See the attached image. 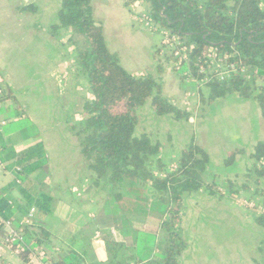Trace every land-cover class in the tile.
Masks as SVG:
<instances>
[{"label":"trees","instance_id":"obj_1","mask_svg":"<svg viewBox=\"0 0 264 264\" xmlns=\"http://www.w3.org/2000/svg\"><path fill=\"white\" fill-rule=\"evenodd\" d=\"M123 2L129 9L147 3L150 22L178 38L173 45L181 55L171 58L176 63L173 71L179 74L182 87L193 81L192 85L199 90L207 89L202 100L209 105L233 94L244 100L254 99L264 119V0ZM36 8L29 5L23 11L36 12ZM58 19V25L50 30L53 38L61 39V32L67 30L73 36L64 41L65 45L77 47V37L86 42L85 49L77 47L80 51L74 73L76 78L87 81L91 100L85 105L83 121L72 127V131L95 183H104L109 194L105 212L122 236L118 240L110 231L102 236L107 260L97 264H182V255L188 247L182 229L186 197L203 194L219 200H235L240 191L249 192L251 185H239L230 177L212 173L211 157L195 137L183 149L174 168L164 164L162 145L153 142L150 134L138 133L139 112L150 103L153 112L162 118L190 121L193 113L179 107L154 75L138 77L122 66L118 56L110 51L103 26L94 18L93 0H62ZM213 50L220 57H228L229 63L246 67L247 73L205 83L199 69L204 53ZM156 69L159 75L164 73L161 65ZM0 92V103L17 102L1 74ZM185 92L188 94V90ZM4 150L0 163L3 169L14 173L15 184L0 193V232H3L2 220H11L17 228H22L31 210H36L31 225L24 226L28 247H22L18 254L23 263L29 264L32 251L52 243V233L35 222L37 213L52 212L53 199L46 193L45 184L50 161L43 142L20 153L13 147ZM119 150L124 152L123 157L114 154ZM245 154V149L229 152L224 166L232 167ZM250 158L254 165L248 174L257 187L254 194L262 199L256 201L258 207L264 205L260 192L264 182V141L257 144ZM36 174L40 177L37 186L31 182ZM14 188L22 199L11 195ZM146 188L151 190L152 197L145 194ZM129 199L135 202L132 204ZM129 211L139 218L138 223L130 218ZM255 222L264 229V216H257ZM148 225L156 227L153 233L148 232ZM165 233L167 239L163 242ZM63 244L68 250L57 251L49 259L50 264H83L91 255L79 234Z\"/></svg>","mask_w":264,"mask_h":264},{"label":"crops","instance_id":"obj_2","mask_svg":"<svg viewBox=\"0 0 264 264\" xmlns=\"http://www.w3.org/2000/svg\"><path fill=\"white\" fill-rule=\"evenodd\" d=\"M111 1L113 0H109L110 3ZM114 2L124 5L123 0H114ZM37 9L40 10L39 7ZM12 27H17L18 29L12 30ZM22 28L23 22L21 20L10 22L9 18H6V21H0V74L4 83L12 90L17 100V102L11 100L0 103V156L4 155L5 147H13L17 153H20L40 142L44 143L50 161L46 168L47 174H45L47 178L45 184L47 186L46 193L53 199L52 212L44 214L51 217L48 223L44 219L39 220V213H37L35 222L55 233L51 232L52 243L44 248L51 252V257H55L57 251L68 250L63 242L65 243L68 239L70 240L79 234L84 238V242L91 250V255L86 258L83 264L103 263L107 260L103 235L97 234L98 230H95L96 234H85L84 226L90 220H97V226L101 230L102 226L109 222L110 224L108 225L110 226L107 230L118 240H122V236L119 229L116 228L117 225L112 223V219L107 216L108 214L104 209L108 200V192L102 184H93L92 174L88 170L87 163L82 158L79 142L75 132L72 131V127L83 121L85 105L91 100L87 81L83 78L78 79L75 77L74 66L78 58L74 55L73 58L64 63L69 52H72V55L76 54L72 46L64 44V41L71 37L73 33L72 31L63 30L61 39H58L49 35L48 31L49 34L46 35L45 45H43L41 40L39 41L37 37L28 36L25 28ZM28 37H31L29 42ZM28 46L34 51L29 55V58L32 59L30 64L26 63ZM32 70L34 71L31 72ZM167 90L165 91L166 94ZM179 90L180 88L178 92L181 94L182 92ZM258 111L259 132L256 133L253 129H250L251 118L246 117L248 128L246 131L243 130L246 144L245 146L237 145L238 149H245L246 151L244 156L238 158V162H243L244 170L246 168L250 170L253 167L254 161L250 156L253 154L257 144L264 141V119L260 107ZM62 123L63 127L60 128ZM140 128L141 125L138 133H140ZM60 133H62V137ZM141 133L147 132L142 131ZM62 139H68L69 148L63 149L59 146ZM208 139L207 141L204 140L203 145L199 143L201 141L199 138L197 142L209 153V148L205 144L208 143ZM152 140L155 143H159L154 140L153 136ZM163 147L162 145V149ZM54 150L56 151L54 152ZM179 156L180 153L175 155L176 159L174 163L170 164V168L175 167V162L179 159ZM238 171L226 174L228 176L225 177L233 179ZM39 181L40 177L38 174L31 177V182L36 184L35 186L38 185ZM14 184V173L3 169L0 163V193L2 194L6 188ZM12 190L11 195L14 198L22 199L17 188ZM206 196L203 194L190 195L185 199L186 214L183 219L182 229L183 237L188 247L182 255V264H199V261L202 262L203 260L206 261L205 264H217L216 256L210 259L209 256L200 258L198 255H193L190 260L187 259L192 247L196 245V237L197 239L202 238L200 240L201 247L204 245L210 247L211 244L209 238L206 237L205 231L210 232L209 219L211 214L219 212L225 213L226 217H231L233 220L243 219V225L249 223L246 225L249 238L257 233L260 236L264 232L263 228L257 226L254 218L245 219L235 215L234 200L229 199L232 203L228 206L226 203L227 198L219 200L218 198ZM129 201L132 204L135 202L133 199H129ZM201 201L210 205V211L213 210L211 214L210 212L203 213L198 209ZM132 207L133 205L129 208L132 209ZM190 208L194 210L189 211ZM129 212L131 214L130 218L138 223L139 218L132 211ZM194 214L197 216L196 222H193L194 218L192 216ZM250 219H252L251 222ZM95 228L97 229V227ZM149 229L148 232L153 233L156 227L153 229L150 226ZM239 229L243 231L242 227H239ZM32 231H36V228H33ZM144 231L147 232L146 227H144ZM241 237H243V233ZM238 242H240V239ZM234 243V235L229 234L227 245H231V255L228 253L226 259L221 255L222 261L225 260L226 264H235L236 250ZM262 243L263 241H261L259 246L252 247V252L261 254V257H256L253 254L255 257L250 258L253 264H264V246ZM208 251L212 250L209 249ZM193 258H199L198 263L192 261ZM29 260V264H44L37 257L30 256ZM0 264L25 263L22 262L18 253L13 249L0 244Z\"/></svg>","mask_w":264,"mask_h":264},{"label":"rangeland","instance_id":"obj_3","mask_svg":"<svg viewBox=\"0 0 264 264\" xmlns=\"http://www.w3.org/2000/svg\"><path fill=\"white\" fill-rule=\"evenodd\" d=\"M30 4L39 7L40 10L36 8V12L23 11V9ZM61 6L62 0H0V21H6V18H9L10 22L21 20L23 22L22 29L25 28L27 35L33 38L37 37V39L39 41L41 40L42 44L45 45L46 35L50 33L53 26L59 23L58 16ZM93 7L94 18L96 22L100 23L104 28L110 51L118 56L122 66L129 73L138 77L143 74L154 75L156 79L164 84L165 91L167 89L169 90V92L167 90V94L172 97L179 107L186 108L193 113V117L190 121H175L169 117L162 118L157 116L151 109V104L148 103L139 112L141 120L139 132L146 131L150 133L155 141L164 146L161 157L164 164L168 167H170L171 163H174L176 159L175 155L180 153L181 156V150L190 142L191 138H199L201 140L199 142L201 145H203L204 140L207 141V138H209L208 143L205 144L207 148H209L211 156L210 171L214 174L221 175L223 178L228 176L226 174L241 170L236 173L237 175L233 180L239 185L247 184L251 185V187H249V192L243 193L240 191L238 199L234 200L235 203L233 202V206L235 207L234 212L235 215L240 218H254L255 221V218L260 216V209L259 207L254 208L251 204L249 205L250 201H248V199L251 198L250 200H254L255 202L262 201V199L254 194L257 187L251 183L252 177L248 174L249 170L247 168L244 170L243 162H238V160V163L236 162L229 168H226L223 163L226 159V155L235 150L237 145L245 146L246 143L244 142L245 136L243 135V130L246 131L248 128V120L246 117L251 118L250 129H253L256 133L259 132L258 103L254 99L244 100L237 94H233L226 99L219 100L209 105L202 100V94L207 95V89L201 88V90H199L198 87L192 85L194 83L193 81L189 82L188 86L182 87L179 74L173 71L176 63L171 58L173 55L180 57L181 51L175 49V44L171 46L166 43L167 39L164 36L165 31L161 29L160 26H157L154 22H151V27L146 26L147 22L145 21V17H148L147 3L142 2V5L138 3L136 6L129 9L124 5H119L114 2V0L111 1V3L109 0H93ZM14 29L18 28L12 27V30ZM168 34L170 35V33ZM30 38L31 37L27 38L28 42ZM76 41L78 43L77 47L80 50L85 49L86 42L84 39L77 37ZM72 47L76 54L72 55V52H69L64 63L68 62L74 55L78 58V52L80 50L75 45ZM33 52L31 47L28 46L26 63L30 64L32 62L29 55ZM159 65L164 68V73L161 75L158 74V70L156 69ZM177 70H179V68ZM33 71L34 70L31 72ZM179 88L182 92L181 94L178 92ZM187 90L188 94L192 95L189 100H186L185 94L187 93L185 91ZM62 127L63 123L60 125V128ZM60 136L62 137V133H60ZM68 145V139H62L59 144L63 149L69 148ZM55 151L56 150H54V152ZM109 153L111 152L109 151ZM114 154L118 157L124 156L122 150ZM92 182L94 184L95 180L92 179ZM101 184L104 187V183L102 182ZM144 192L149 198L153 196L150 189L146 188ZM260 192L264 200V182L260 187ZM107 195L109 198L108 193ZM226 203L230 206L232 201L226 199ZM210 208V205L202 201L198 207L201 212H210L211 214L213 210L210 211ZM193 210L194 209L190 208L189 211ZM225 215V213L219 212L210 215L209 224L211 226L210 232L212 233L205 231L206 237L209 238L211 244L210 247L206 245L201 247L200 240L202 238L200 237V239H197L196 237V245L192 247L187 259L190 260L193 255H198L200 258L209 256L210 259L216 256L217 264H226L224 262L225 260L222 261L221 255L225 259L228 253L231 255V245H227V237L229 234H233L235 237V264H253L250 258L255 256L261 257V254L259 255L256 252H252V247L259 246L261 241H263L262 245L264 246V232L260 236L257 233L249 238L246 227L249 223L243 225V219L233 220L231 217H226ZM38 217L40 221L44 219L47 223L51 218L41 213L38 214ZM192 217L194 218L193 222H196L197 216L194 214ZM251 220L252 219H250V222ZM96 222L97 220H90L87 225L84 226V233L96 234L98 229ZM109 226L110 225L105 223L100 230L101 233L97 232V234H106ZM137 226L140 227V225ZM150 226L151 225H148L149 228ZM95 227H97V229ZM239 227H242L243 231H241ZM49 229L51 230V228ZM142 229L144 228L142 227ZM153 229H155V227H153ZM51 232L55 234L54 231ZM242 233L243 237H241ZM165 239H167L166 233L162 235L163 242H165ZM228 239L230 240V238ZM239 239L240 242H238ZM70 240L68 239L67 242ZM209 249L212 251H208ZM253 254H255V256H253ZM198 260L199 258L192 259V261L196 263H198ZM205 263V260L202 262L199 261V264Z\"/></svg>","mask_w":264,"mask_h":264},{"label":"built area","instance_id":"obj_4","mask_svg":"<svg viewBox=\"0 0 264 264\" xmlns=\"http://www.w3.org/2000/svg\"><path fill=\"white\" fill-rule=\"evenodd\" d=\"M146 26L151 27L150 20L145 17ZM166 43L168 45H173L174 42H178L176 36H171L168 32H165ZM217 50L209 51L204 53L202 58V64L200 65L199 74L205 76V83H208L212 79H217L220 81H225L227 78H232L238 76L239 74H246V67H239L236 63H229L228 57H220ZM1 94V92H0ZM192 96L191 94H186V100H189ZM1 108V106H0ZM254 208L257 207V203L252 200L249 205ZM262 206V207H261ZM260 209V216H264V205L258 206ZM36 210L32 209L29 217L25 220L22 228H17L13 221L2 220L3 232H0V244L13 249L16 253H20L22 247H28L25 239V228L24 226H29L34 219ZM16 248V249H15ZM51 252H49L44 247L41 249H36L31 252V257H37L42 263L50 264L49 259L51 258Z\"/></svg>","mask_w":264,"mask_h":264}]
</instances>
